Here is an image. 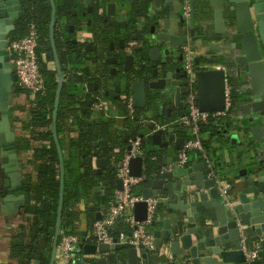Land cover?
<instances>
[{"label":"water","instance_id":"1","mask_svg":"<svg viewBox=\"0 0 264 264\" xmlns=\"http://www.w3.org/2000/svg\"><path fill=\"white\" fill-rule=\"evenodd\" d=\"M48 1L51 8L49 42L57 83L51 131L61 162L57 226L49 263L55 264L64 185L62 153L56 132L60 97L66 84L75 88L85 86L69 80L70 73L79 76L90 73L87 67H79L88 62L99 63V60L87 57L80 49V54L65 65L68 74L63 73L55 48L56 4L54 0ZM88 2L87 11L94 14L99 25L102 16H108L114 23L118 16L127 14L126 0ZM128 4L133 6L134 13L130 12L128 21L122 23L127 25L126 29L103 33L112 40L107 45L112 55L104 57L106 52H102L104 63H122V71L111 70L117 77L115 89L123 88L125 94L130 91L134 108L146 110L149 116L160 104L157 102L172 94L175 106H179L187 92V74L178 63L184 48L189 47L195 54L200 111L224 110L227 80L233 82L237 93L234 113L223 125L209 123L213 132L206 138L208 149L203 153L193 150L201 162L192 164L191 154L188 165L181 170L182 178L165 185L162 180H144L148 185L141 192L144 201L134 205L133 214L137 222L146 221L145 200H158L150 223L153 250L142 244L120 243L117 238L111 245H91L84 244L82 237L79 247L96 256L94 264H176L181 260L186 264H264V0H129ZM20 6V0H4L0 5V156L4 165L0 197L2 210L11 215L25 203L15 133L10 122V100L17 77L6 50L8 35L15 31L17 21L24 15ZM184 7L188 8L187 15ZM73 14L76 19L80 16L78 10L74 13V8ZM61 15L60 19H66L68 13ZM78 25L80 31L81 23ZM127 38L129 42L125 41ZM115 40H119L117 47ZM98 51L100 57V48ZM179 72L182 74L175 78ZM161 109L159 106L158 110ZM236 109H239L238 114ZM156 124L151 121V131ZM99 130L97 125L93 134ZM162 133L156 131L150 138L143 134L138 136L146 143L151 139L160 145ZM166 133L168 142L182 150L186 141L174 138V128L167 129ZM131 135L135 140L137 133L133 131ZM106 163L104 159H95L98 175L105 170ZM143 169L142 157L129 161L132 177H142ZM116 186L121 189L120 180ZM93 191L101 190L95 187ZM113 232L117 234L119 228L114 227ZM255 247L259 248V257L250 260L246 255Z\"/></svg>","mask_w":264,"mask_h":264},{"label":"trees","instance_id":"2","mask_svg":"<svg viewBox=\"0 0 264 264\" xmlns=\"http://www.w3.org/2000/svg\"><path fill=\"white\" fill-rule=\"evenodd\" d=\"M57 0H54V2ZM65 1V0H64ZM66 2V1H65ZM24 15L19 18L16 23L15 31L10 34V38L22 37L26 32L27 24L34 23L39 32V48L38 55L45 54L47 62H54L52 51L49 42V23L51 19V8L48 0H20ZM61 10L56 7V13ZM107 40V38H105ZM100 42V38L97 39ZM105 40H102L100 45H104ZM55 48L58 55V61L64 74H68L65 65L70 62L72 57H77L80 53L81 45H73L71 43L55 41ZM40 67L45 83L47 93L44 97H37L32 103L34 105L32 116V128H38L43 131H35L32 136L33 144V159L30 162L32 169L23 176V192L25 197L24 206L18 212L16 217L18 221L11 232V241L9 247V257L16 261V264H49L53 242L55 237V229L57 226V215L60 200V170L61 162L57 148L52 137V114L55 102V92L57 89L56 71L47 68L46 63L40 59ZM69 80L75 83H84L90 89L88 94L81 98L66 92L65 87L62 90L60 97L59 109L56 119L57 136L61 129L64 128L66 118L77 116L78 124L76 127L82 129L83 133L77 138L70 139L69 151L71 158H75L81 162L83 174L70 185H63L62 209L60 232L67 231L68 234H75L72 228L75 218L73 204L78 196L86 195V198H98L95 205L91 209L93 214L98 210L100 205L108 207V204L113 199L116 187V174L119 165L123 159L126 145L123 139L119 136H113L108 131V125L102 126V131L96 135L93 134V126L88 125L91 117L88 111L81 114V108H88L87 100L97 96L90 83L94 81V74L81 73V76L70 73ZM232 90V108L231 114L234 113V104L236 100V92L232 81L229 82ZM15 92H23L26 96L29 93L20 89L17 85ZM75 105L79 108L73 109ZM72 108V109H71ZM135 117L141 114V111L135 110ZM125 115L127 110L125 109ZM34 121V122H33ZM228 119L217 121L218 125H223ZM40 130V129H38ZM213 132L212 125L209 123L200 127V141L207 151L205 133ZM189 136V134L187 133ZM59 140V139H58ZM97 146L93 147V144ZM141 147L144 151V180L151 181L161 178L158 175V170L161 167L160 157L157 161H151L152 156H156L149 151L143 139H141ZM17 147V153L20 152ZM193 152V151H192ZM190 153V155L192 154ZM94 158L105 159L108 161V168L104 176L98 175L93 167L92 160ZM107 181L106 194L100 198L99 195H94L93 189L100 185L101 182ZM147 183L143 181L139 186L133 189L136 195H140V186ZM95 212V213H94ZM94 217V215H92ZM121 232H130L122 223L118 225ZM76 235V234H75ZM119 233L113 232V237H118ZM83 252H74L73 258L75 264H94L91 260H86L82 257Z\"/></svg>","mask_w":264,"mask_h":264},{"label":"crops","instance_id":"3","mask_svg":"<svg viewBox=\"0 0 264 264\" xmlns=\"http://www.w3.org/2000/svg\"><path fill=\"white\" fill-rule=\"evenodd\" d=\"M128 1L129 0H126V9H127L126 16H120V17L118 16L114 23L110 22V18L108 16L100 17L101 18L100 35L94 29L92 13L87 11V6L90 5L88 0H66V2L68 3H66L64 0L55 1L56 7L61 10L59 14L57 13L58 25L56 30L55 41L66 42V43H71L72 41H76L78 42V44L80 43L79 45H81V49L83 50L82 52L86 53V56L91 58V56L94 55V52L93 50L91 51V49H94L97 45H99L100 47V43L102 42V40H105V49L107 48L109 41H112L109 40L107 35L103 33H108V31L117 32L119 30L126 29L127 25L126 24L123 25L122 23L128 21L130 12L134 13L133 6L131 4L129 5ZM3 2L4 0H0V5H3ZM73 8H74V13L77 10L80 13L79 18L77 19L74 18L73 16L74 15ZM20 10H22L21 6H20ZM63 13H68L66 19L64 18L60 19L62 16L61 14ZM78 23H81L80 31L78 30L79 28ZM8 37L10 38V35H8ZM98 38H100V42H97ZM105 38H107V40ZM117 39L119 38H116V40ZM116 40L114 41L115 47H117L118 45V41ZM127 42H129V39L127 40ZM111 55L112 53L108 50L104 54V57H110ZM40 59L43 61V63H46L48 69L55 70L56 67L54 62H47L45 54H41ZM96 64L98 63L88 62L87 64H84L79 68L84 69V67H87L89 72L92 73L96 70L95 69ZM121 65H106L104 62H102L101 64V66H103V69L106 72L114 68H116L120 72L122 71ZM178 65L180 66V63H178ZM181 74H182L181 72L176 73L175 78H178ZM109 76L110 78L107 79L108 82L106 84L107 87L105 88L104 91L100 93V95H97L96 97V98H100V102L104 104L103 110H101L100 112L93 110L92 108L93 104H92L91 106L88 105V108H81L80 112L81 114H84L88 111L91 117L89 120H86L88 121V125H92L94 129L97 125H99L100 132L103 129L102 128L103 125H108L109 133L113 136L121 137L126 147H128L129 141L133 140L131 135L133 131L137 133L136 138H140L138 136L139 134H143L145 135V137L150 138L152 135L151 129L149 128V124L151 123V121H154L155 123H166L175 118L180 117L185 113V108L182 105L184 103V97L182 99L181 104L179 106H175L174 98L172 94L171 97L157 102L160 104L156 105L154 114L152 116L146 115L145 113L146 110H145V111H141L140 115H137L136 117L134 115L133 118H130L128 114L125 115V109L127 110L126 96L132 97V95L130 91L129 94H125L123 88L117 91L115 89V81L117 80L116 79L112 80L113 78L112 75ZM64 87L67 93L75 95L77 97L83 98L88 94L87 87L84 85H79L78 87L75 88L71 85L66 84ZM32 103L34 102L31 101L29 97L26 96L25 93L23 92H14L12 99L10 100V106H11L10 119H11L12 130L15 133L16 147H19L21 150L17 154H18L19 170L22 175V179L24 174L28 173L32 169V166L30 164V162L33 159V151L31 148L33 144L32 136L34 135L35 131L39 132V131H43L41 129H44L42 127L38 128L40 130L38 129L34 130L32 128L31 112L33 111L32 109L34 108V105ZM159 106L162 107L161 111L158 110ZM72 108L77 109L79 108V105H75ZM236 113L237 114L239 113V109H236ZM142 115H146L144 120H140V117ZM76 118L77 116L75 114L72 117L70 116L66 118L64 123V128L61 129L58 136L61 153H62L64 182L67 185H70L73 182H75L78 179V177L83 174V168L81 166V162H79V160L75 158H71V154L69 151L70 139L71 138L75 139L78 137L79 134L83 133L82 129L75 126L78 124V120ZM99 131H97L96 134ZM184 131L185 129L174 128V133H173L174 138L184 139L186 141L188 135L184 133ZM161 136L162 138L160 145H157L151 139H149V141L145 143L149 151L154 153L157 158L160 157L161 160V165H160L161 167L158 170V175L161 178L158 179L156 178L153 180H162L164 181V185H165L166 183L169 182L175 183L177 180L182 178L184 174L181 173L182 169L180 170L175 169L169 174L162 173V168L176 159L179 150L176 149L175 144L173 142L172 143L168 142L169 135L166 132H163ZM203 136L207 137V133H205ZM140 139L144 140V138H140ZM199 139H200V133H199ZM191 156H192L191 157L192 164H198L201 162L200 158L197 155H195V153L192 152ZM95 159L96 158L92 160V164L93 167L96 169ZM106 162H107L106 168L105 170L102 171V174H100L101 176L105 175V172L108 168V161ZM190 177L191 179H193L194 174L192 173ZM3 178H4V165L1 161V156H0V193L2 190L1 184ZM104 182H101L100 185L97 186L100 187L101 190L100 192L93 191L94 195H99L100 198L106 194L107 184H103ZM147 187H148L147 184L144 186H140V195L142 190ZM86 197H87L86 195L78 196L76 198V201L74 203L72 202L73 211H75V218L73 220L72 228L74 230V233L79 237L80 242L83 237L84 244L92 245L95 244V241L91 236L92 225L97 220V217H100V219L102 218L103 214L107 210V205L106 206L100 205V207L97 208L98 210L96 211V213L94 212L95 214H93V211L91 212V209L95 205L97 201L96 198L98 197L95 196L93 200L92 198H86ZM2 205H3L2 199L0 197V264H16V261L12 260L9 257V247H10L12 229L14 228V226H16V223L18 221L16 215L18 214V212L21 210L22 207L18 208L17 213L15 215H11L8 212H4L2 210ZM92 215H94V217H92ZM81 251L83 252L82 257L84 259H86V257L88 258L91 255L86 253L83 248L81 249ZM75 252H79V250ZM68 264H75L74 258H73V262Z\"/></svg>","mask_w":264,"mask_h":264},{"label":"built area","instance_id":"4","mask_svg":"<svg viewBox=\"0 0 264 264\" xmlns=\"http://www.w3.org/2000/svg\"><path fill=\"white\" fill-rule=\"evenodd\" d=\"M188 8L184 7V14L187 15ZM39 48V32L34 23L27 24L26 32L22 37L9 38L6 40V50L10 57L12 70L17 77L16 85L29 93L28 97L31 101H35L37 97H44L47 93L45 79L41 72L40 56L37 51ZM184 68L187 74V92L184 98L186 111L183 115L166 123H157L152 133L156 131L166 132L169 128L185 129L189 133V139L186 140L183 149L179 151L174 161L162 168L163 174H169L173 170L184 169L189 163L190 153L193 150L204 152V147L199 139L200 127L208 123H217L221 119L231 116L232 108V87L229 81L225 80V107L222 112H202L197 103L196 88V68L193 63L194 52L191 48L186 47L183 50ZM104 104L100 101L93 103V110L100 112L103 110ZM127 114L130 118L135 115V108L131 96H126ZM144 151L141 147V139L136 138L130 140L128 147L124 152L123 159L119 165L116 178L121 182V189L116 190L112 201L102 218L96 220L92 225L91 236L95 244H113V229L118 227L120 223L130 232H120L116 237L120 243H130L135 246L140 244L153 250V236L150 230V223L153 220L158 205L157 199L149 198L145 200L147 203V218L144 222H137L134 218L133 209L136 203L144 201L141 195H136L133 189L144 181L142 177H132L129 170V161L136 157L144 159ZM156 156L151 157V161H157ZM81 244L79 237L75 234H68L62 231L59 234L55 264H68L73 262V253ZM250 260L259 257V248L255 247L252 252L247 253ZM96 256L90 255L86 260L94 263ZM176 264H186L184 260L178 261Z\"/></svg>","mask_w":264,"mask_h":264},{"label":"flooded vegetation","instance_id":"5","mask_svg":"<svg viewBox=\"0 0 264 264\" xmlns=\"http://www.w3.org/2000/svg\"><path fill=\"white\" fill-rule=\"evenodd\" d=\"M66 1V0H65ZM66 3H68V2H66ZM88 7V6H87ZM92 17H93V25H94V29L96 30V32H98L99 33V35H100V25H99V23L96 21L97 19H96V17L94 16V14L92 13ZM7 39H9V37L7 38ZM128 40V39H127ZM126 39H125V41H127ZM119 41V40H118ZM105 44L104 45H100V47H99V45H97L94 49H91V51L93 50V52H94V55L93 56H91V58H96V59H98L99 60V63L98 64H96V66H95V71L94 72H92V74H94V81L92 82V83H90V86L89 87H92L93 88V90L95 91V92H98V95H100V93L102 92V91H104L105 90V88L107 87L106 86V84H107V82H108V80L107 79H109L110 78V76L109 75H112V74H110L111 73V70H109V71H105L104 69H103V66H101V64H102V62H104V57L102 56V52L103 51H105V52H107L108 51V48H106L105 49ZM99 48H100V57L98 56L99 55ZM90 50V49H89ZM107 50V51H106ZM86 54V53H85ZM183 54V53H182ZM98 56V57H97ZM184 54H183V56H182V60L179 62L180 63V68L181 69H184L185 70V68H184ZM194 60H195V55H194V57H193V63H194ZM14 73V72H13ZM116 73H118V71L116 72ZM112 80L113 79H116L117 80V77H116V75L114 76V75H112ZM115 83H116V81H115ZM15 87H16V84L14 85V91L13 92H15ZM87 91L89 92L90 91V89L87 87ZM104 93H106V92H104ZM12 96H13V94H12ZM12 96H11V99H12ZM97 96H93V98H91V99H89V100H87V103H90V102H92V103H95L96 101H100V98H96ZM185 98V97H184ZM183 106H185L184 108H185V111H186V104H185V102L182 104ZM10 109H11V106H10ZM10 122H11V119H10Z\"/></svg>","mask_w":264,"mask_h":264}]
</instances>
